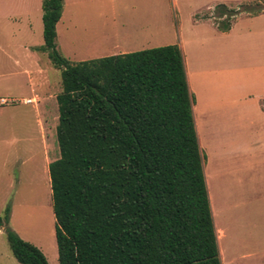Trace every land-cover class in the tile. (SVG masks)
I'll use <instances>...</instances> for the list:
<instances>
[{
	"label": "trees",
	"instance_id": "1",
	"mask_svg": "<svg viewBox=\"0 0 264 264\" xmlns=\"http://www.w3.org/2000/svg\"><path fill=\"white\" fill-rule=\"evenodd\" d=\"M63 4L43 0L41 48L62 76L49 165L59 264H223L182 48L72 64L56 46ZM217 15L229 32L235 17ZM6 235L19 264H49Z\"/></svg>",
	"mask_w": 264,
	"mask_h": 264
},
{
	"label": "rangeland",
	"instance_id": "2",
	"mask_svg": "<svg viewBox=\"0 0 264 264\" xmlns=\"http://www.w3.org/2000/svg\"><path fill=\"white\" fill-rule=\"evenodd\" d=\"M223 9L235 17L230 21L234 35L217 44L214 31L224 33L218 27L228 24L218 18ZM41 16L42 12L39 19L37 13L32 15L38 43L43 42ZM30 19L17 18L12 29L29 26ZM17 38H12L10 55L0 51V216L4 219L10 209L8 222L0 227V264H19L6 229L37 247L49 264H59L49 173L50 163L60 158L58 103L55 101V111L49 108L38 114L32 104H24L23 98L31 96L27 76L21 74L17 80L4 76L16 70L11 57H24ZM171 45H184L190 81L201 91L228 88L239 105L241 101L243 105L253 103L251 92H264V0H64L56 46L72 64ZM30 51L32 59H22V68L34 73L32 85L41 90V80L35 73V61L40 60L53 69L55 93H61V71L51 65L48 54L40 48ZM227 61L231 64L229 72L214 73ZM1 100L7 104L1 105ZM239 105L228 107L235 118L239 116L237 121L253 116L249 111L240 116ZM248 122L241 121L239 129L245 135L232 142L212 141V127L201 126L209 138L203 140L209 154L204 148L202 151L207 172H212L214 164L229 169L228 182L219 188L227 230L224 246L231 248V255L248 256L241 261L244 264H264V140H250ZM226 125L235 127L233 123ZM229 144L252 150L257 157L214 156Z\"/></svg>",
	"mask_w": 264,
	"mask_h": 264
},
{
	"label": "crops",
	"instance_id": "3",
	"mask_svg": "<svg viewBox=\"0 0 264 264\" xmlns=\"http://www.w3.org/2000/svg\"><path fill=\"white\" fill-rule=\"evenodd\" d=\"M32 4H34L32 6ZM32 7V8H31ZM15 9V10H14ZM32 12L34 14L37 13L38 19L42 12V21H43V9L41 0H0V51L3 53H7L10 55L8 49L11 48L12 38L19 37L18 39V47L20 51H23L24 57L17 58L11 57L9 60L15 62L13 66L16 67V70L9 71L10 73L5 74L4 76L8 78H20V75L27 76L28 84L30 86V97L23 98V100H33L34 104L32 106L35 107V110L38 114H41L43 110L47 112L49 108H52V111H55V101H57V97L60 93H55V81L54 75L52 74L53 69H51L48 64H44L42 61L36 62L35 61V73L40 78V86L41 90L36 89L32 85V75L34 74L31 70L27 68H22V61L25 59H32L30 56V50L32 48H42L44 46V38L43 42H39L35 39V35L37 34L33 25L34 17H32ZM263 15V14H261ZM24 18V17H31L30 25L26 26L25 28H18L14 31L12 26L14 23L17 22V18ZM38 21V20H37ZM39 24V21H38ZM58 26V25H57ZM12 31L10 33L9 31ZM44 30V27H43ZM42 30V36H43ZM143 32V30H141ZM37 32H39V27H37ZM234 35V28L231 27V30L228 33H221L220 31H214V41L217 44H220L221 41H225L227 39L231 40V37ZM182 51L184 53V59L186 64V71L188 77V84L192 95L195 97V105H194V118L196 123V129L200 141V146L203 149H206L207 153L209 149H207V145L203 142V140H209L206 135V132H202L201 126H209L211 128V140L218 141V142H232L234 139L241 140V135H245V132L239 129L241 121H249L250 129L247 132L249 134L250 140H257L262 141L264 140V92L259 94L258 92L254 94L253 92L250 93L249 99L253 98L254 100L257 99L256 103L253 100L252 104H245L241 101V105L235 100V96H232L231 91L227 88L224 90H216L214 92L205 93L201 91V88H196L193 83L190 81L191 72L188 68L187 59L185 56V47L184 45L181 46ZM153 49V48H152ZM149 50V49H148ZM8 51V52H7ZM144 51V50H143ZM122 55V54H121ZM37 57V56H36ZM34 58V57H33ZM39 59V57H37ZM21 59V60H20ZM23 59V60H22ZM96 60V59H94ZM90 61V60H87ZM44 64V65H43ZM52 65V64H51ZM230 61L226 62L225 67L215 68L214 73H221V72H229L230 70ZM203 71V70H201ZM202 73V72H201ZM194 75V73L192 72ZM196 74H200L197 73ZM241 107L240 116L245 112L249 111L250 115L253 114L252 117L242 119L241 121H237V117L235 118L234 113L228 110V107L232 106ZM48 114V113H47ZM54 116V114H53ZM52 116V117H53ZM53 119V118H52ZM57 116V120H58ZM235 119V121H234ZM225 124V127H220V125ZM233 123L235 125L234 128L228 127L226 124ZM48 124V123H47ZM254 124L257 125L256 129L254 128ZM209 135V134H208ZM255 137V138H254ZM236 140V142H237ZM204 143V144H203ZM224 152H220L218 155H214L216 157H230V158H237L238 155H244V157L252 158L257 155L252 150H246L242 147L239 148L238 146H234L233 144H229L224 146L222 149ZM209 154V153H208ZM222 158V157H221ZM264 162V159H263ZM213 165L212 172H207L205 170V176L207 181V186L209 190V196L212 206V212L214 217V223L216 227V231L218 234V242L220 248V254L223 264H244L241 262L242 260H246L248 256L243 255L241 258L237 254L231 255V248L224 246V239H227V230L223 223L222 216L225 212L220 208V192L219 188L222 184L228 182V172L229 169L225 168L222 169L221 167L217 168ZM231 174V173H229ZM211 176V181H210ZM226 176V178H225Z\"/></svg>",
	"mask_w": 264,
	"mask_h": 264
},
{
	"label": "built area",
	"instance_id": "4",
	"mask_svg": "<svg viewBox=\"0 0 264 264\" xmlns=\"http://www.w3.org/2000/svg\"><path fill=\"white\" fill-rule=\"evenodd\" d=\"M7 104V102H6V100H1V105H6ZM24 104H34V101L33 100H25L24 101Z\"/></svg>",
	"mask_w": 264,
	"mask_h": 264
}]
</instances>
